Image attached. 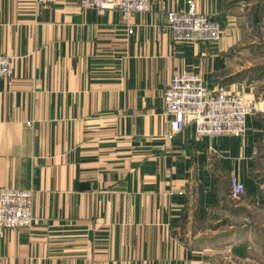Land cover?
Wrapping results in <instances>:
<instances>
[{
	"label": "crops",
	"instance_id": "1",
	"mask_svg": "<svg viewBox=\"0 0 264 264\" xmlns=\"http://www.w3.org/2000/svg\"><path fill=\"white\" fill-rule=\"evenodd\" d=\"M151 3L124 18L0 0V57L13 63L0 80V190L32 191L34 218L0 232V264H221L224 249L264 245V110L239 139L196 140L191 120L172 135L162 101L173 75L193 73L264 107L248 85L261 74L237 61L244 23L264 9ZM190 8L220 41L172 42L166 13ZM230 178L245 187L237 200Z\"/></svg>",
	"mask_w": 264,
	"mask_h": 264
},
{
	"label": "built area",
	"instance_id": "2",
	"mask_svg": "<svg viewBox=\"0 0 264 264\" xmlns=\"http://www.w3.org/2000/svg\"><path fill=\"white\" fill-rule=\"evenodd\" d=\"M59 1L74 2L81 10L94 12L98 17L108 12H117L124 18L143 15L150 12L152 5L151 0H34L39 6ZM166 27L174 44L217 43L222 35L217 23L196 14L192 8L186 12H167ZM12 73V59L0 57V80L10 79ZM162 101L172 135H178L186 121L191 120L196 140L243 137L247 118L260 106L254 99L210 91L192 73L173 75L162 93ZM228 185L232 199L243 195L244 186L238 180L230 178ZM32 199V191L0 190V232L32 226Z\"/></svg>",
	"mask_w": 264,
	"mask_h": 264
},
{
	"label": "rangeland",
	"instance_id": "3",
	"mask_svg": "<svg viewBox=\"0 0 264 264\" xmlns=\"http://www.w3.org/2000/svg\"><path fill=\"white\" fill-rule=\"evenodd\" d=\"M255 4L257 5L259 4L256 7H262V9H264V0H254L253 5ZM252 16L251 17L249 16L248 20L244 23L247 37L244 39L243 45H247L249 49L243 50L242 53L239 54L240 56H238L237 61L239 65L244 63L250 65L251 67L254 68L256 72H258V74H261L260 76L254 77L252 80H249L248 82V85H250L251 88L256 93L260 89H264V16L260 18L258 15L257 19H255L257 14L254 13V15L252 14ZM220 30L222 34L221 35V39H222L223 31L221 27ZM197 44H209V43H197ZM212 44L215 43H211L210 45ZM187 45H192V44H187ZM257 102L260 103L259 101ZM263 110L264 107L260 105L258 107V111L254 114V115L258 114L257 117L259 118V121L263 117L261 113V111ZM244 193H245V187H244ZM261 251H264V245H261V243L253 245L247 248L246 250L242 249L240 250V252L238 251L233 252L231 249H226V250L224 249L222 250V252H220V255L218 254V259L221 262V264H264V254H260Z\"/></svg>",
	"mask_w": 264,
	"mask_h": 264
}]
</instances>
